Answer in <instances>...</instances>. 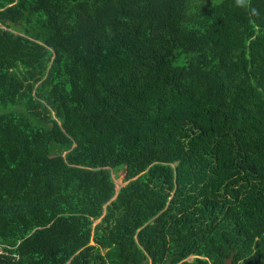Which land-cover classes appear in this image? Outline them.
<instances>
[{
  "label": "trees",
  "instance_id": "1",
  "mask_svg": "<svg viewBox=\"0 0 264 264\" xmlns=\"http://www.w3.org/2000/svg\"><path fill=\"white\" fill-rule=\"evenodd\" d=\"M0 250L264 264V0H0Z\"/></svg>",
  "mask_w": 264,
  "mask_h": 264
},
{
  "label": "rangeland",
  "instance_id": "2",
  "mask_svg": "<svg viewBox=\"0 0 264 264\" xmlns=\"http://www.w3.org/2000/svg\"><path fill=\"white\" fill-rule=\"evenodd\" d=\"M111 174V178L113 180V184H114V191L116 193V191L119 189V187H121L122 185L125 184V182L123 181V173L121 170L113 172L110 171ZM115 196V194H114Z\"/></svg>",
  "mask_w": 264,
  "mask_h": 264
},
{
  "label": "clouds",
  "instance_id": "3",
  "mask_svg": "<svg viewBox=\"0 0 264 264\" xmlns=\"http://www.w3.org/2000/svg\"><path fill=\"white\" fill-rule=\"evenodd\" d=\"M236 5L238 6V7H249V5H250V0H236ZM250 13H251V15H253V16H256V15H258V11H257V9H255V8H251L250 9Z\"/></svg>",
  "mask_w": 264,
  "mask_h": 264
},
{
  "label": "water",
  "instance_id": "4",
  "mask_svg": "<svg viewBox=\"0 0 264 264\" xmlns=\"http://www.w3.org/2000/svg\"><path fill=\"white\" fill-rule=\"evenodd\" d=\"M118 191V190H117ZM116 191V192H117ZM116 194V193H115ZM114 198V197H113ZM232 259V253L230 254V256L224 261V264H230V261Z\"/></svg>",
  "mask_w": 264,
  "mask_h": 264
},
{
  "label": "built area",
  "instance_id": "5",
  "mask_svg": "<svg viewBox=\"0 0 264 264\" xmlns=\"http://www.w3.org/2000/svg\"><path fill=\"white\" fill-rule=\"evenodd\" d=\"M0 253H1V250H0Z\"/></svg>",
  "mask_w": 264,
  "mask_h": 264
}]
</instances>
